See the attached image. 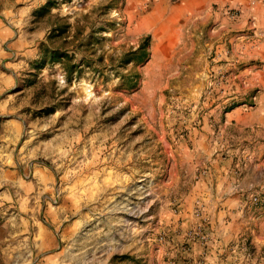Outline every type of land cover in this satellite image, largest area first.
Masks as SVG:
<instances>
[{
    "label": "rangeland",
    "instance_id": "1",
    "mask_svg": "<svg viewBox=\"0 0 264 264\" xmlns=\"http://www.w3.org/2000/svg\"><path fill=\"white\" fill-rule=\"evenodd\" d=\"M131 1L0 0V264H184L165 243L198 224L264 264L263 27Z\"/></svg>",
    "mask_w": 264,
    "mask_h": 264
},
{
    "label": "crops",
    "instance_id": "2",
    "mask_svg": "<svg viewBox=\"0 0 264 264\" xmlns=\"http://www.w3.org/2000/svg\"><path fill=\"white\" fill-rule=\"evenodd\" d=\"M203 1L207 3V6H217L222 11L227 7L232 9L245 6V14L252 20V24L254 25L255 13L261 14V9L263 8L256 5V2L253 5H247L248 3H252V0H185L183 6L196 10L197 6L202 4ZM261 16L263 15L261 14ZM257 24L263 27L261 29L264 30V21L257 20ZM257 24L256 26H258ZM208 231L211 240L206 245H202L200 241L190 242L187 240L186 244H188L187 248L189 250L184 253L180 250L181 246L178 242H167L165 243L166 248L177 258L176 261L178 263L181 262V259L178 257L180 254L185 258L182 261L184 264H232L234 262L233 255H235V250L237 251L240 245L244 244L243 239H240L243 236L241 235L243 231L242 227L231 224H211L208 227Z\"/></svg>",
    "mask_w": 264,
    "mask_h": 264
},
{
    "label": "built area",
    "instance_id": "3",
    "mask_svg": "<svg viewBox=\"0 0 264 264\" xmlns=\"http://www.w3.org/2000/svg\"><path fill=\"white\" fill-rule=\"evenodd\" d=\"M255 3V0H252V5ZM195 217L200 218L201 213L199 211L195 212ZM208 225L204 224H198V225H193L190 230L186 232L187 234V240L192 242L200 241L202 245H206L207 243L210 242V233L208 231ZM188 244H185V246L182 247L183 251H188L189 248H187Z\"/></svg>",
    "mask_w": 264,
    "mask_h": 264
},
{
    "label": "bare ground",
    "instance_id": "4",
    "mask_svg": "<svg viewBox=\"0 0 264 264\" xmlns=\"http://www.w3.org/2000/svg\"><path fill=\"white\" fill-rule=\"evenodd\" d=\"M131 0H129L130 2ZM132 2V1H131ZM264 17L261 16V14H259L258 12L255 13V20L261 21L263 22ZM149 20L148 18H146L143 22H141L140 25V29H147V30H152L153 33V37L155 40V44L153 47V54L154 56L156 55H164L165 52L167 51L163 40L161 39L162 35L160 34V32H158L157 29L151 27V25H149V23H147Z\"/></svg>",
    "mask_w": 264,
    "mask_h": 264
},
{
    "label": "trees",
    "instance_id": "5",
    "mask_svg": "<svg viewBox=\"0 0 264 264\" xmlns=\"http://www.w3.org/2000/svg\"><path fill=\"white\" fill-rule=\"evenodd\" d=\"M150 37L147 36L143 39L142 43L136 50H132L125 54L123 58V62L125 64H129L132 62L141 63L143 62L147 57V48L149 47ZM55 56L58 54L54 53ZM129 82L133 83L132 79L129 78Z\"/></svg>",
    "mask_w": 264,
    "mask_h": 264
},
{
    "label": "water",
    "instance_id": "6",
    "mask_svg": "<svg viewBox=\"0 0 264 264\" xmlns=\"http://www.w3.org/2000/svg\"><path fill=\"white\" fill-rule=\"evenodd\" d=\"M145 31H150V30L139 29L137 27V28L129 31L128 35L130 38H135V37L139 36L140 34L144 33ZM150 32H151V34H153L152 31H150Z\"/></svg>",
    "mask_w": 264,
    "mask_h": 264
}]
</instances>
